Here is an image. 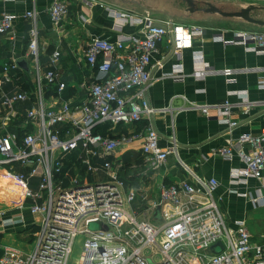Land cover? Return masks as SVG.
Wrapping results in <instances>:
<instances>
[{
    "label": "crops",
    "instance_id": "0c3cea01",
    "mask_svg": "<svg viewBox=\"0 0 264 264\" xmlns=\"http://www.w3.org/2000/svg\"><path fill=\"white\" fill-rule=\"evenodd\" d=\"M52 1L0 0V18L4 13L16 15L12 31L0 34V135L15 134L21 140L28 133L38 132L41 118L30 119V110H58L64 104L74 107L88 101V86L100 75L98 69L92 68L86 60L90 39L98 36L114 42L121 33L143 37L141 25L121 21L112 11L139 16L149 11L158 21H173L184 27H201L204 33L193 37L191 46L182 45L180 50L175 51L167 38L161 42L159 53L153 58V63L159 61L161 65L152 71L156 80L148 90L147 97L153 107L167 109L165 112L145 117L136 124L115 125L105 122L96 128L102 135L117 139L134 132L144 135L145 129L152 127L160 136V148L176 145L178 156L173 154L165 164L153 167L143 152L145 138L142 137L119 147L111 155L92 156L78 149L66 156L65 170L71 179L81 177L82 183L95 184L105 180L107 176L103 170L87 173L84 160L98 167L104 162H110L122 182L119 187L122 196L126 197L132 190L138 194L136 200L125 202L124 208L128 215L137 221L146 220L160 226L164 210L171 208L158 206L160 216L157 217V207L153 209L151 206L160 199L162 187L184 182L195 185L194 178L183 169L179 161L181 159L197 175L218 181L216 198L227 225L234 228L237 221H244L252 242L264 246V172L261 179L251 178L246 183H233L231 176L232 172L244 169L240 150H251L249 145L239 143L240 136L259 135L264 129V89L258 88L259 79L264 77V55L248 51L241 45L225 46L215 42L212 37L218 31H225L226 36L231 38L234 32L264 33V30L240 28L238 26L247 21L238 18L212 13H188L185 5L178 0H91L90 4L86 0H70L68 17L56 24L50 16ZM210 2L216 6L222 3ZM229 2L237 3V7L232 8L235 10L240 11L253 5L259 7L258 13L264 12V5L256 1ZM161 4L168 7H161ZM160 8L164 9V13L167 10L175 15L183 13L190 19L184 23L178 22L171 17L172 14L162 16ZM28 11H35L36 17H27ZM82 16L88 21L83 22ZM35 25L39 40L37 57L32 55L29 48ZM261 27L264 28L259 26ZM56 51L60 52V59L54 66L51 58ZM196 51H201L205 63L215 70L201 79L192 75L197 63L194 58ZM175 65H180L176 78L163 77L172 72ZM6 66L9 67L7 71ZM224 69L234 71L233 81L223 75L221 71ZM50 71L56 74V82L52 84L45 79ZM60 84L65 85L62 90ZM18 94H25L26 99L17 101L13 108L3 104L6 97ZM246 94L248 98L245 97ZM227 100L232 103V119L237 122L232 128L221 123V111ZM204 107H207V112L203 111ZM54 128L63 135L72 130L71 124L66 122ZM223 147L233 148L234 156L231 160L217 153ZM7 172L30 174V168L15 163L0 169V212L5 211L8 215L21 219L4 227L0 217V260L4 255V247L31 253L35 247L28 249L30 237L34 239L42 221L41 215H33L29 211L32 200L24 198L23 188L14 183ZM67 173H64V177H67ZM95 175H100V178ZM40 180L41 176L31 178L33 190L38 188ZM181 198L187 200L183 193ZM256 198L257 201H254ZM20 204H23V211L18 209ZM175 213L176 210L173 209L172 214ZM94 226L93 229L100 228V225ZM129 227L128 223L123 225L124 229ZM101 228L108 230L107 227ZM24 240L28 242L26 245ZM80 242L81 237L75 249H80ZM222 248L223 244L220 243L214 250ZM78 255L74 251V257Z\"/></svg>",
    "mask_w": 264,
    "mask_h": 264
},
{
    "label": "built area",
    "instance_id": "2783aa9c",
    "mask_svg": "<svg viewBox=\"0 0 264 264\" xmlns=\"http://www.w3.org/2000/svg\"><path fill=\"white\" fill-rule=\"evenodd\" d=\"M69 2L52 1L50 16L54 23L60 24L68 17ZM86 2L90 4L91 0ZM112 12L121 21L141 25L143 37L121 33L114 42L98 36L90 39L86 60L92 68L98 69L100 75L88 86V101L74 107L64 104L58 110H30V119L41 118L38 132L28 133L21 140L15 134L0 135V169L15 163L30 168V174L7 172V175L23 188L24 198L32 200L29 211L42 216L40 228L34 234V250L26 254L13 247H4L0 264H264V246L252 242L245 222L237 221L234 228L227 225L216 198L218 181L197 175L179 158L183 169L194 178L195 185L184 182L162 187L160 199L151 205L153 209L171 207L164 210L165 219L160 226L146 220L137 221L128 215L125 202L136 200L138 194L132 190L126 197L122 196L119 189L122 182L110 162L98 167L84 160L87 173L103 170L107 176L95 184L82 183L81 177H69L65 158L78 149L92 156L111 155L119 147L144 137L143 152L153 167L165 164L173 154L178 156L176 145L160 148V136L152 127H147L144 135L134 132L117 139L102 135L96 128L105 122L136 124L145 117L165 112L167 109L153 107L147 97L156 80L152 71L161 65L159 61L153 63L154 56L159 53V45L168 38L174 50L178 51L182 45L191 46L192 38L202 35L204 30L197 26L184 27L173 21H158L149 11L141 16ZM27 17L35 18L36 12L28 11ZM15 18L13 13H4L0 18L1 35L12 31ZM81 18L83 22L88 21L85 16ZM31 36L29 48L37 57L39 40L36 25ZM212 37L225 46L241 45L248 51L264 55L262 32H234L228 38L225 31H218ZM194 54L197 62L192 74L194 77L201 79L209 72H215L205 63L201 51ZM59 59L60 52L56 51L51 58L54 66ZM173 68L163 77L176 78L180 65ZM8 69L6 66L5 70ZM221 72L229 81L234 80L232 69ZM45 79L50 84L55 83V72H48ZM64 87L60 84L61 90ZM258 88L264 89V77L259 79ZM25 99V94H18L6 97L3 104L13 108L17 101ZM203 111L207 112V107ZM221 115V123L230 128L237 125L232 119L229 100L223 105ZM65 122L71 124L72 130L63 135L54 127ZM239 143L249 145L251 150H240L245 166L232 172L233 183L261 179L264 172V129L259 135H241ZM217 153L229 160L234 156L232 147L220 148ZM34 176H41L36 190L31 188ZM182 193L186 195V201L181 198ZM253 200L257 201V198ZM18 209L23 211V204ZM173 209L175 214H172ZM0 217L4 227L21 221L5 211L0 212ZM125 223L130 225L128 229L123 228ZM93 224L100 225V228H91ZM79 237L80 253L74 257ZM220 243L223 248L214 250Z\"/></svg>",
    "mask_w": 264,
    "mask_h": 264
},
{
    "label": "rangeland",
    "instance_id": "374dc122",
    "mask_svg": "<svg viewBox=\"0 0 264 264\" xmlns=\"http://www.w3.org/2000/svg\"><path fill=\"white\" fill-rule=\"evenodd\" d=\"M212 1H215V3L216 2H218V1H220V2H222V3H220V5H218V7L220 8V9H222L223 11H226V12H234V11H239V10H235V9H232V8H234V7H237L236 5H237V3L236 2H234L235 4H233V2H229V1H231V0H212ZM234 1H236V0H234ZM248 2H253V1H256V3H260V4H262V5H264V0H247ZM109 3H112V2H109ZM167 3V2H166ZM161 7H168L166 4L165 5H160ZM184 6V5H183ZM185 7V6H184ZM262 7V6H261ZM156 9V8H155ZM156 10H158V9H156ZM163 10L164 9H162V8H160V14H162V16H163V14L165 15V16H169V15H173V16H171V17H174V18H176L177 20H178V22H186V20H188V19H190V17H188V16H186V14H181V15H175L173 12H171V11H168L167 10V12L166 13H164L163 12ZM258 13V12H257ZM254 16H258V18H262V17H264V12L262 13V12H259L258 13V15H254ZM221 17V16H220ZM202 22H204V21H202ZM206 22V21H205ZM204 22V23H205ZM242 26H238V27H240V28H255V29H262V30H264V28H259V26H254L253 24H251V23H247V22H244V23H242L241 24ZM95 177L96 178H100V175H95ZM32 237H30V241L31 242H27V240L25 241L24 240V244L26 245V243H28V249H30V250H32L34 247H35V244H36V238L34 237V239L32 238ZM25 249H26V246H25ZM79 252H80V249L77 247V249H75V255H78L79 254Z\"/></svg>",
    "mask_w": 264,
    "mask_h": 264
},
{
    "label": "water",
    "instance_id": "95a60500",
    "mask_svg": "<svg viewBox=\"0 0 264 264\" xmlns=\"http://www.w3.org/2000/svg\"><path fill=\"white\" fill-rule=\"evenodd\" d=\"M184 1L187 2L189 7H193L194 5H196L198 3L197 0H184ZM206 4L208 6V8L206 10H204L206 13L218 14V15H221V16L227 17V18H238V19L247 21L249 23L264 27V20L255 18L251 15L252 11L257 10L259 8L257 6L251 5V6H248L246 8L241 9L240 11L226 12V11H223L222 9H220L218 6L211 3L210 0H207ZM189 12L194 13L195 11L193 9H189ZM156 216L157 217L160 216V207H157ZM92 228H95L94 224L92 225Z\"/></svg>",
    "mask_w": 264,
    "mask_h": 264
},
{
    "label": "flooded vegetation",
    "instance_id": "af4514ba",
    "mask_svg": "<svg viewBox=\"0 0 264 264\" xmlns=\"http://www.w3.org/2000/svg\"><path fill=\"white\" fill-rule=\"evenodd\" d=\"M178 1L182 2L185 5V10L188 13H189V9H193L195 11L194 14H205L206 12L204 10H206L208 8L206 1L200 3L201 1L197 0L198 3L196 5H194L193 7H189L187 2L184 0H178ZM256 12H257V10H254L251 12L252 16L255 18H257L256 16H254V15H257Z\"/></svg>",
    "mask_w": 264,
    "mask_h": 264
}]
</instances>
